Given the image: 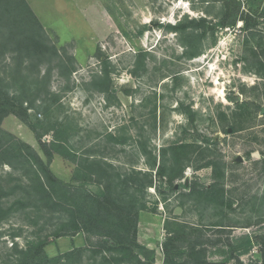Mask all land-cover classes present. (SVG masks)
I'll return each mask as SVG.
<instances>
[{
	"label": "rangeland",
	"instance_id": "1",
	"mask_svg": "<svg viewBox=\"0 0 264 264\" xmlns=\"http://www.w3.org/2000/svg\"><path fill=\"white\" fill-rule=\"evenodd\" d=\"M26 2L43 28L36 30L43 55L23 64L25 52H13L15 44L0 47V84L19 95L26 70L36 89L51 94L45 106L59 98L48 115L40 100L29 110L31 123L51 125L40 128L43 139L59 140L55 175L94 193L108 183L134 203L139 241L155 251L157 264H165L163 245L177 230V264H263L264 21L221 29L218 0ZM201 17L202 26L175 29ZM8 34L0 26V43ZM106 72L111 84L104 90L95 76ZM139 143L162 159L163 177L148 168ZM186 144L193 145L190 160L181 165L172 148ZM26 145L39 151L30 126L0 117V264L16 246L52 237L68 221L67 209L86 202L73 188L49 184L20 154ZM134 169L150 171L157 188H128L146 180ZM94 170L111 177L91 181ZM97 240L63 237L46 252L55 257Z\"/></svg>",
	"mask_w": 264,
	"mask_h": 264
},
{
	"label": "trees",
	"instance_id": "2",
	"mask_svg": "<svg viewBox=\"0 0 264 264\" xmlns=\"http://www.w3.org/2000/svg\"><path fill=\"white\" fill-rule=\"evenodd\" d=\"M218 2L223 4V14L217 25L221 29H234L240 22L247 29H251L255 26L254 23H256L257 19L264 21V6L259 0H218ZM206 22L207 20L203 17L200 18L199 22H197V19H192L189 25L180 23L175 29L186 31L191 27L190 25L193 27L196 23H201L199 26H202ZM0 26L4 29L7 27L9 31V34L4 37L5 39L1 40L0 47L5 48L11 44L13 46L15 44L17 49L13 52H25L21 54L23 56V64L34 57L43 55V52L40 50L42 44L38 40L37 37L39 35L36 32L37 29L42 31L43 28L26 0H0ZM21 31H23L22 34ZM20 34L21 36H16ZM16 37H20V39L16 41ZM54 54L58 56L56 51ZM25 71L19 72L20 77L18 79L25 80L19 95H12L9 91L10 89H5L0 84V117L14 115L28 124L36 134L39 151L26 145L27 151H23L20 154L42 173L43 178L49 184L73 188L82 197H85L86 202L84 204L72 205V207L67 209V214H69L68 221L52 237H40L36 241H29L27 246L22 249L16 246L12 259L8 258L1 264H117L115 261L120 264H157L155 251L148 249V247L142 245L139 241V211L134 207V203L120 199V197L113 193L112 186L108 183L103 191L94 193L85 190V185L75 187L72 184H67L52 171L51 163L55 156L53 150L58 147L59 140L57 139L54 143L46 142L43 139L40 128L48 129L51 128V125L39 121L37 124L38 128L37 125L30 122L31 115L29 110L32 109V106H36V102L40 100L42 101L40 108L45 109V115H48L52 112L53 106L58 103L59 98L52 95L51 104L45 106V103L49 100L46 98L51 94L43 92L40 88L36 89L29 82L31 76L25 75ZM51 74L52 70H49L45 77L41 78V73L37 76L41 79L39 81L42 82L47 77H51ZM95 79L101 80V83L105 87L104 90H107L111 84L109 72H106V75L101 78L96 75ZM104 90L102 92H106ZM139 144L140 154L145 157L148 168H157V176L163 177L162 159L159 161L158 156L153 151H148L147 145ZM192 147V144H186L176 145L172 148L181 165H183L182 161L190 160L189 149ZM179 151H181L180 155ZM94 172L97 173L87 175L90 176L91 181L94 180L93 178L104 179V177H111H108L106 172L103 175L99 171L94 170ZM132 172V175L143 177L146 180L142 183L135 181L128 188H131L132 185H135L138 189L143 188L144 185L146 187L157 188L150 171L134 169ZM214 172L218 176L219 171L216 166H214ZM182 174L183 172L178 177L183 176ZM72 180L80 181L78 178H73ZM127 181L129 182L130 180ZM207 192L206 194L213 195L212 191ZM46 193L50 195L49 190ZM209 195L207 196L209 197ZM221 196L223 199L221 197H217L218 199H216L221 204H224V196ZM49 199L51 200L50 197ZM208 200L212 202L215 199L210 197ZM81 233L97 236L98 240L87 247L74 248L71 251L59 253L55 257H50L47 254L46 248L51 243L60 238L75 237ZM179 235V230L170 233L163 245L165 264H177L180 255H182L178 245ZM262 255L264 264V250ZM115 256L120 257V259L117 260Z\"/></svg>",
	"mask_w": 264,
	"mask_h": 264
},
{
	"label": "water",
	"instance_id": "3",
	"mask_svg": "<svg viewBox=\"0 0 264 264\" xmlns=\"http://www.w3.org/2000/svg\"><path fill=\"white\" fill-rule=\"evenodd\" d=\"M264 110V109H263ZM239 161L241 162L242 161V158H239Z\"/></svg>",
	"mask_w": 264,
	"mask_h": 264
}]
</instances>
